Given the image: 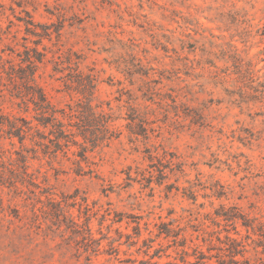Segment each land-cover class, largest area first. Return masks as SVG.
<instances>
[{"label": "rangeland", "instance_id": "obj_1", "mask_svg": "<svg viewBox=\"0 0 264 264\" xmlns=\"http://www.w3.org/2000/svg\"><path fill=\"white\" fill-rule=\"evenodd\" d=\"M24 11L44 26L36 46L47 58L71 50L80 70L93 69L92 103H110L120 134L86 152L81 174L71 152L28 158L68 217L82 222L89 209L92 239L62 232L33 195L0 186V264H192L195 246L216 253L203 240L212 230L242 239L254 261L257 235L217 213L235 209L264 229V0H0L3 58L38 39H22ZM51 66L37 78L47 98L73 103L79 95ZM1 112L31 116L7 101ZM128 115L145 121L147 138L129 132ZM0 149L20 144L0 137Z\"/></svg>", "mask_w": 264, "mask_h": 264}, {"label": "trees", "instance_id": "obj_2", "mask_svg": "<svg viewBox=\"0 0 264 264\" xmlns=\"http://www.w3.org/2000/svg\"><path fill=\"white\" fill-rule=\"evenodd\" d=\"M24 12L25 16L16 17L24 25L25 35L22 39L26 41L30 35L37 36L38 39L33 40L34 46H29L25 42L21 43V50L7 47L10 53H14L13 58H3L0 55V102L7 101L15 104L20 111L31 113V116L0 113V137L16 138L20 144V149L13 151L15 156L11 151L0 149V186L13 190L15 194L33 195V198L41 203L38 209L43 217L58 229H63L62 232L70 231L82 239H92V233L88 227L87 211L89 209L84 206L86 212L82 222L68 217L62 201L46 195L48 191L37 182L38 176L33 171H29L28 158H37L40 154L51 160L71 152L74 155L71 159L74 170L81 174L80 172H84L82 163L87 162L86 152L116 138L120 130L114 126L116 117L109 102L104 103L105 107L102 103H92L96 80L93 69H89L88 73L80 70L81 57L71 50L62 51L57 48L51 58H47L46 48L38 50L36 46L42 36L37 31V27L44 26L34 22L28 11ZM46 62L52 64L51 75H58L56 79L61 81L65 91L79 95L73 103L56 107L47 98L37 81L38 71ZM129 109L134 111L132 106ZM127 119L126 127L132 135L147 138L145 121L141 117L128 115ZM72 147L76 149L71 150ZM86 166L88 167L87 164ZM42 195L45 196L44 200L40 198ZM221 210L222 212H218L217 216H221L226 223L235 225L240 221V225L246 230L251 229L257 235V241H252L256 243L255 246H261L262 250L258 252L255 249V255L256 253L258 255L254 261H251L245 256L247 249L242 239L228 234L221 238L215 235V230H212L206 232L207 237L203 240L208 241L212 246L209 249L216 248V253L207 257L198 246H195L192 248V255L195 257L192 264H264L262 224L255 223V218H248L235 209L232 213H228L223 207ZM33 220H38L35 212ZM121 220L120 215L114 219V221ZM211 221L215 225V216L211 218ZM233 229L234 233H237L235 226ZM162 232L165 237L176 238L177 236V233H172L170 230ZM246 237L249 238V236ZM215 240L218 242L217 247L214 244ZM183 244L184 241L180 243V246ZM181 253L187 254V251L182 249ZM212 257L216 258L214 263L205 261Z\"/></svg>", "mask_w": 264, "mask_h": 264}]
</instances>
